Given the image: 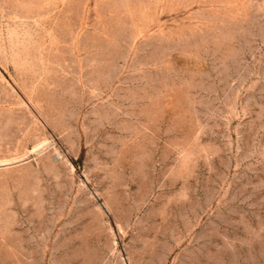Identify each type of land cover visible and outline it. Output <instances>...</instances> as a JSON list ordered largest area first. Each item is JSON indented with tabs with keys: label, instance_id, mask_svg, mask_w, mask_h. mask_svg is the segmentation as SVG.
Listing matches in <instances>:
<instances>
[{
	"label": "rangeland",
	"instance_id": "obj_1",
	"mask_svg": "<svg viewBox=\"0 0 264 264\" xmlns=\"http://www.w3.org/2000/svg\"><path fill=\"white\" fill-rule=\"evenodd\" d=\"M0 264H264V0H0Z\"/></svg>",
	"mask_w": 264,
	"mask_h": 264
}]
</instances>
